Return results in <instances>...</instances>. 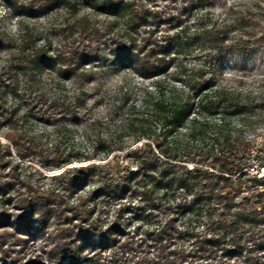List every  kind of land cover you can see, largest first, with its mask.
I'll return each instance as SVG.
<instances>
[{
    "label": "trees",
    "instance_id": "obj_1",
    "mask_svg": "<svg viewBox=\"0 0 264 264\" xmlns=\"http://www.w3.org/2000/svg\"><path fill=\"white\" fill-rule=\"evenodd\" d=\"M0 2L28 15L57 6L77 13L80 4L105 16L103 23L68 17L55 31L60 41L73 40L58 47L39 44L29 25L14 37L0 24V132L12 130L19 117L6 96L36 116L79 123L109 96L101 89L103 76L126 70L151 80V88L142 90L136 108L122 87L115 102L105 103L107 116L122 110L120 129L138 138L151 136L152 120L158 131L154 141L129 150L126 163L115 154L114 164L67 168L54 176L60 186L47 189L21 178L10 165V145L0 141L3 237L45 239L55 264H264V141L254 149L251 137L257 134L252 120L264 117V94L223 82L225 65L264 40L254 13L225 2L217 16L215 0H170L168 9L154 0ZM47 70L72 82L71 93L48 97L20 88V80L32 83ZM5 136L23 158L40 149L25 133ZM113 144L98 137L93 147L108 155ZM58 159L57 168L73 157ZM90 184L96 185L88 197L70 204L69 197ZM111 205L115 215L104 225L95 208L109 214ZM130 217L148 227L127 230ZM0 253V264H21L8 249Z\"/></svg>",
    "mask_w": 264,
    "mask_h": 264
},
{
    "label": "rangeland",
    "instance_id": "obj_2",
    "mask_svg": "<svg viewBox=\"0 0 264 264\" xmlns=\"http://www.w3.org/2000/svg\"><path fill=\"white\" fill-rule=\"evenodd\" d=\"M19 1L27 3L30 0ZM154 2L159 9H168V5L170 4V0H154ZM225 2L227 3V7L225 6L226 8L233 5L238 10L254 13L257 19L262 21L261 28L262 31H264V0H215V15H224L226 8L222 5ZM5 3L6 2H0V24L7 29L12 36L16 37L21 27L29 25V27L37 31L39 44L47 40L50 41L54 47L63 45L66 42L69 44L70 38L60 41V37L55 31L56 27L65 24L68 17L74 19L76 17L88 16L92 22L103 23L105 21L104 15H100L92 9L80 4L77 5V9H79L77 13L73 10H68L64 6H57L49 9H39L34 15H28L22 8L15 11L12 7L6 6ZM3 59H5V52L1 51L0 61L2 62ZM103 77L104 78L101 80L103 83L101 89L108 92L109 95L105 103L115 102L119 96V91L124 87L123 90L125 92L128 91L127 99L129 105L137 103V108L142 99V90L145 87L151 88V80L141 78L131 70H126L110 76L105 75ZM223 82L245 93L252 92L255 94L261 92L264 94V40H262L249 55L244 56L237 63L229 62L225 65ZM19 86L23 88V91L27 94L32 95L35 92H44L48 97L67 95L71 93V90L74 88L72 82L67 80L63 81L56 71L49 70L45 71L43 75L38 76L32 83L27 84L20 80ZM87 87L91 89L94 87V84L88 83ZM6 97L8 105H12L18 109L19 117L17 122L13 124L12 130L7 126L1 128L0 141L3 144L10 145L11 156H9V158H12L10 165L11 167L16 166L17 172L21 178L24 181H31L38 184L44 189L59 187V182L57 179H54V176L63 173L67 168L83 166L89 163L114 164L116 157L113 156L115 154L119 155L121 162L126 163L127 159L124 156L129 150L142 145L144 142L154 141L156 136L154 131H157V124L153 120L149 125L150 132L148 133L151 135L150 137L138 138L140 133L136 134L134 132L130 134L127 130L125 132L124 130L122 131L120 129V125H122V110L119 109V112L107 116L105 103L91 108L90 112L85 115V118H83L81 122L71 123L66 118L58 120L54 118L55 115L48 119L43 116H36L35 113L30 111L26 112L24 104H19L9 96ZM57 117H60V115ZM252 121L253 126L251 129H256L257 133H255L256 136H251L255 139V149L258 143L264 141V117L255 118ZM7 133H12L15 135V138L25 133L26 138L28 140L31 139L41 150H37V152L30 157L23 158L16 153L14 145L5 136ZM98 137L103 139L111 137L114 143V149L116 150L106 155V152H102L101 146H98L101 151L99 150L96 153L93 146L96 145ZM120 145L124 146L125 149L117 150ZM68 155H70L71 158L73 157L70 163L64 164L59 168L53 166L58 158L63 159ZM74 155L89 157V159L82 158L78 160L74 158ZM190 165H192V163H190ZM259 171L260 174L264 175V168H261ZM5 172H9V169L7 168ZM95 185L96 184L87 185L77 193L72 194V196L69 197L70 204H76L79 202V199L88 197L89 191L93 189ZM115 207L117 206L111 205L110 208L107 207V209H109V214H106L100 206H96V214L94 216L96 217V215L100 214L99 220L104 222V225H107V223L112 221L115 215ZM126 223L127 230L129 231H135L136 227H140L138 233H142L143 230L148 227V224L140 220H135V217L128 218ZM9 232L12 231L10 230ZM1 233L2 229L0 228V247L8 249V253L12 255V257L17 256L18 259L20 258L21 264L56 263L57 258L50 257V253L47 252L48 249L44 247L45 239L20 242L14 239L12 234L3 237Z\"/></svg>",
    "mask_w": 264,
    "mask_h": 264
}]
</instances>
